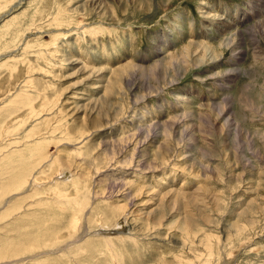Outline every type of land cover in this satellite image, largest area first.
<instances>
[{
  "label": "rangeland",
  "instance_id": "rangeland-1",
  "mask_svg": "<svg viewBox=\"0 0 264 264\" xmlns=\"http://www.w3.org/2000/svg\"><path fill=\"white\" fill-rule=\"evenodd\" d=\"M259 1L0 0V264H264Z\"/></svg>",
  "mask_w": 264,
  "mask_h": 264
},
{
  "label": "bare ground",
  "instance_id": "bare-ground-1",
  "mask_svg": "<svg viewBox=\"0 0 264 264\" xmlns=\"http://www.w3.org/2000/svg\"><path fill=\"white\" fill-rule=\"evenodd\" d=\"M262 1H263V0L259 1V3L261 4ZM262 3H263V2H262ZM228 43H233V40H232L231 42L229 41ZM227 45H229V44H227ZM231 45H232V44H231ZM50 162H51V161H50ZM62 167H65L64 164L62 165ZM64 177H65V176H64ZM37 183H38V182H37ZM57 191H58V190H57ZM125 207H126V206H125ZM125 207H123V206L121 205L120 208H119V210H123V211H124V210L126 209ZM76 230H77V229H76ZM100 234H102V233H100ZM103 234H104V233H103ZM105 234H106V233H105ZM92 236L96 237L97 235L95 236V233H93ZM124 238H125V237H124ZM119 239H120V238H119ZM119 239H118V240H119ZM106 240H107V239H106ZM120 240H121V239H120ZM92 249H93V248H92ZM2 263H4V262H2ZM5 264H6V262H5Z\"/></svg>",
  "mask_w": 264,
  "mask_h": 264
}]
</instances>
